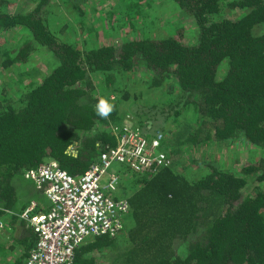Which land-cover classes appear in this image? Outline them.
Masks as SVG:
<instances>
[{
    "label": "trees",
    "instance_id": "trees-1",
    "mask_svg": "<svg viewBox=\"0 0 264 264\" xmlns=\"http://www.w3.org/2000/svg\"><path fill=\"white\" fill-rule=\"evenodd\" d=\"M54 1L35 0L17 11L0 0V35L27 32L1 51V65L21 64L39 47L54 62L17 99L5 91L0 97V216L18 205L15 175L47 160L78 175L112 145L109 127L121 122L118 103L128 95L102 90L92 75L103 74L108 83L115 73L139 69L148 89L171 81L193 112L181 142L238 141L259 155L236 169L201 161L206 169L189 178L168 148L166 166L150 174L126 171L130 216L123 233L89 237L74 249L71 264H94L92 248L105 264H264V31L254 32L264 22V0H171L192 18V42L168 33L90 46L51 31ZM64 1L78 9L89 0ZM225 9L240 12L229 18ZM110 95L115 110L101 119L95 104Z\"/></svg>",
    "mask_w": 264,
    "mask_h": 264
},
{
    "label": "rangeland",
    "instance_id": "rangeland-1",
    "mask_svg": "<svg viewBox=\"0 0 264 264\" xmlns=\"http://www.w3.org/2000/svg\"><path fill=\"white\" fill-rule=\"evenodd\" d=\"M6 1L10 10L17 11H26L35 4V0ZM225 11V16L229 18L240 12L238 9ZM179 12L171 0H89L78 9L64 0H55L50 6L49 25L58 39L73 40L80 46L83 38L84 44L90 46L100 42L120 43L134 36L164 37L168 33L180 35L183 42H192L195 24L192 18ZM263 31L264 22L257 25L254 32ZM26 34V30L13 28L0 35V97L5 91L6 96L17 99L31 82L39 81L53 66L50 55L41 47L21 64L1 65V51L7 45L16 44ZM146 79L145 73L139 69L115 73L108 83L103 74L92 75L95 85H99L102 90L104 88L108 92L114 88L119 95H128L118 103L121 110L119 123L134 126L144 133L160 131L164 138V150L171 149L170 158H174L177 169L184 171L189 178L206 169L201 161L205 165L212 162L220 168L234 166L236 169L244 160L259 155L258 149L238 141L201 142L196 145L181 142L194 125L193 112L181 104L179 92L171 81L166 80L162 87L151 90L146 87ZM111 102L115 103L114 100ZM24 178L17 174L11 179L17 198L38 200L43 197L40 189ZM126 178L125 175V181ZM129 187L130 183H124L122 188L114 192L115 196L127 197ZM129 216V211L124 213L123 222ZM87 253L93 257L94 264H105L101 250L92 248ZM0 264H3L2 260Z\"/></svg>",
    "mask_w": 264,
    "mask_h": 264
},
{
    "label": "built area",
    "instance_id": "built-area-1",
    "mask_svg": "<svg viewBox=\"0 0 264 264\" xmlns=\"http://www.w3.org/2000/svg\"><path fill=\"white\" fill-rule=\"evenodd\" d=\"M109 128L112 145L100 150L78 175L51 160L22 171L27 180L42 187L49 202L44 212L36 210L34 201L17 213L6 209L34 234L24 264H71L74 249L87 238L117 234L123 229V214L130 209L127 197L114 194L122 188L126 171L150 174L168 164L160 131L144 133L125 123Z\"/></svg>",
    "mask_w": 264,
    "mask_h": 264
},
{
    "label": "crops",
    "instance_id": "crops-1",
    "mask_svg": "<svg viewBox=\"0 0 264 264\" xmlns=\"http://www.w3.org/2000/svg\"><path fill=\"white\" fill-rule=\"evenodd\" d=\"M21 175L22 172L20 173ZM24 178V176H23ZM26 181V178H24ZM33 184V183H32ZM14 188V187H13ZM42 192L40 199H19L11 211L17 213L25 208L30 202L34 201L37 211H45L49 207V202L45 197L42 187L36 186ZM34 244V234L24 222L18 220L15 215L7 213L0 216V261L3 264H24V260Z\"/></svg>",
    "mask_w": 264,
    "mask_h": 264
},
{
    "label": "clouds",
    "instance_id": "clouds-1",
    "mask_svg": "<svg viewBox=\"0 0 264 264\" xmlns=\"http://www.w3.org/2000/svg\"><path fill=\"white\" fill-rule=\"evenodd\" d=\"M115 110V104L111 102L110 98L103 97L98 99L95 104V113L101 119H108Z\"/></svg>",
    "mask_w": 264,
    "mask_h": 264
}]
</instances>
